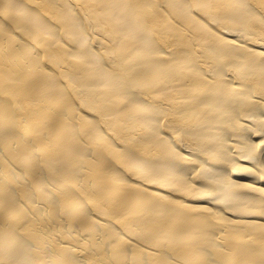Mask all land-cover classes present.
<instances>
[{
	"label": "bare ground",
	"instance_id": "obj_1",
	"mask_svg": "<svg viewBox=\"0 0 264 264\" xmlns=\"http://www.w3.org/2000/svg\"><path fill=\"white\" fill-rule=\"evenodd\" d=\"M0 264H264V0H0Z\"/></svg>",
	"mask_w": 264,
	"mask_h": 264
}]
</instances>
